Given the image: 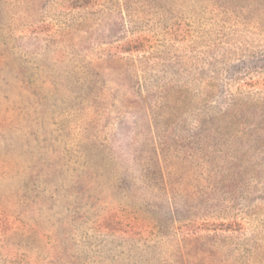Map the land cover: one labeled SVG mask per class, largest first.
<instances>
[{"label":"rangeland","instance_id":"374dc122","mask_svg":"<svg viewBox=\"0 0 264 264\" xmlns=\"http://www.w3.org/2000/svg\"><path fill=\"white\" fill-rule=\"evenodd\" d=\"M0 264H264V0H0Z\"/></svg>","mask_w":264,"mask_h":264}]
</instances>
